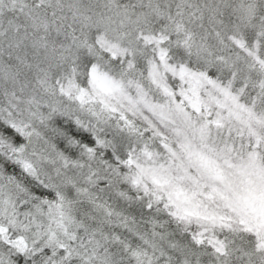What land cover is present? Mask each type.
I'll list each match as a JSON object with an SVG mask.
<instances>
[{
	"label": "snow or ice",
	"instance_id": "snow-or-ice-1",
	"mask_svg": "<svg viewBox=\"0 0 264 264\" xmlns=\"http://www.w3.org/2000/svg\"><path fill=\"white\" fill-rule=\"evenodd\" d=\"M0 264H264V0H0Z\"/></svg>",
	"mask_w": 264,
	"mask_h": 264
}]
</instances>
